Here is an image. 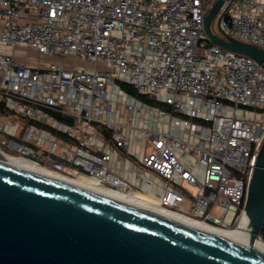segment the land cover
Wrapping results in <instances>:
<instances>
[{
	"label": "built area",
	"instance_id": "1",
	"mask_svg": "<svg viewBox=\"0 0 264 264\" xmlns=\"http://www.w3.org/2000/svg\"><path fill=\"white\" fill-rule=\"evenodd\" d=\"M211 6L0 0V153L89 178L150 210L224 230L248 226L264 143V70L209 40ZM226 6L223 31L264 52V2ZM15 47L82 58L89 69L34 67L7 51ZM256 242L264 244V223Z\"/></svg>",
	"mask_w": 264,
	"mask_h": 264
},
{
	"label": "water",
	"instance_id": "2",
	"mask_svg": "<svg viewBox=\"0 0 264 264\" xmlns=\"http://www.w3.org/2000/svg\"><path fill=\"white\" fill-rule=\"evenodd\" d=\"M227 0L204 18L209 40L264 70V52L221 28ZM217 18L219 34L212 25ZM250 243L241 246L92 191L0 163V264H264V143L248 188Z\"/></svg>",
	"mask_w": 264,
	"mask_h": 264
},
{
	"label": "bare ground",
	"instance_id": "3",
	"mask_svg": "<svg viewBox=\"0 0 264 264\" xmlns=\"http://www.w3.org/2000/svg\"><path fill=\"white\" fill-rule=\"evenodd\" d=\"M0 163L12 166L14 168H17V169H20V170H23L29 173L40 174L42 176L60 181L62 183H66L68 185H71L77 188H83L84 190L92 191L94 193H97L101 196L107 197L112 200L122 201L131 206L139 208L143 211L165 217L167 219H170L172 221H175L177 223H180L182 225L195 229L196 231L212 235L214 237L220 238L225 241L233 242L241 246H248L250 243V232H249L250 220H249L248 226H244L243 228L238 229V230H224V229H220L216 227H210L202 223H199L193 220H188L187 218H184L182 216L172 214L166 211H157V210H150L148 208H145L144 206L138 203L132 202L122 196H119L117 194H113V193L97 188L95 185H93L92 180L89 178L84 177L82 179H75V180L66 179L61 176L52 175L40 169L35 163L29 160L3 155L1 153H0ZM254 249L264 255V244L263 243L255 241Z\"/></svg>",
	"mask_w": 264,
	"mask_h": 264
},
{
	"label": "rangeland",
	"instance_id": "4",
	"mask_svg": "<svg viewBox=\"0 0 264 264\" xmlns=\"http://www.w3.org/2000/svg\"><path fill=\"white\" fill-rule=\"evenodd\" d=\"M212 29L214 33L219 34L220 32L217 29V18L214 20ZM7 51L11 54H13L17 59L22 60L26 63H28L31 66L34 67H41L46 68L51 63H60L64 64L67 67H77V68H86L89 69V66L86 64V62L82 58H76V57H67V58H59V57H50L47 55H41L38 52L22 47H15V48H8ZM3 149L6 152H9L11 154H17V152L12 151L8 149V147L3 146ZM192 193H196L195 188H190ZM215 216H218V212H214Z\"/></svg>",
	"mask_w": 264,
	"mask_h": 264
},
{
	"label": "crops",
	"instance_id": "5",
	"mask_svg": "<svg viewBox=\"0 0 264 264\" xmlns=\"http://www.w3.org/2000/svg\"><path fill=\"white\" fill-rule=\"evenodd\" d=\"M211 1H212V3H214L215 0H211ZM262 2H264V0H262Z\"/></svg>",
	"mask_w": 264,
	"mask_h": 264
}]
</instances>
